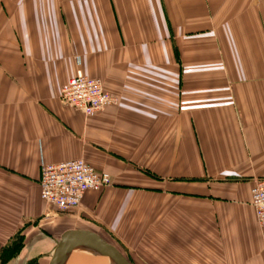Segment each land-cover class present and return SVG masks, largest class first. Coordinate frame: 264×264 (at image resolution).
I'll return each instance as SVG.
<instances>
[{
  "label": "crops",
  "instance_id": "obj_1",
  "mask_svg": "<svg viewBox=\"0 0 264 264\" xmlns=\"http://www.w3.org/2000/svg\"><path fill=\"white\" fill-rule=\"evenodd\" d=\"M78 73L119 103L64 104ZM79 158L113 184L60 212L41 164ZM258 180L264 0H0V259L22 240L0 264H48V229L106 233L133 264H264Z\"/></svg>",
  "mask_w": 264,
  "mask_h": 264
},
{
  "label": "built area",
  "instance_id": "obj_2",
  "mask_svg": "<svg viewBox=\"0 0 264 264\" xmlns=\"http://www.w3.org/2000/svg\"><path fill=\"white\" fill-rule=\"evenodd\" d=\"M61 100L87 116L119 103L118 97L105 89L102 80L83 73H78L63 86ZM39 183L42 199L60 212L68 213L81 207L86 193L112 186L113 179L109 173L79 158L60 163L42 162ZM252 205L259 225L264 227L263 180L256 181L252 187Z\"/></svg>",
  "mask_w": 264,
  "mask_h": 264
},
{
  "label": "water",
  "instance_id": "obj_3",
  "mask_svg": "<svg viewBox=\"0 0 264 264\" xmlns=\"http://www.w3.org/2000/svg\"><path fill=\"white\" fill-rule=\"evenodd\" d=\"M74 253L108 257L111 264H133L117 245L90 229L65 231L57 243L48 264H66Z\"/></svg>",
  "mask_w": 264,
  "mask_h": 264
},
{
  "label": "rangeland",
  "instance_id": "obj_4",
  "mask_svg": "<svg viewBox=\"0 0 264 264\" xmlns=\"http://www.w3.org/2000/svg\"><path fill=\"white\" fill-rule=\"evenodd\" d=\"M47 232V238H51V240H53L55 243L60 239V233H61V230H58V231H54V232H52V230L50 229H48V230H46ZM104 233V232H103ZM104 235L106 236V239L108 240V241H110V242H112V243H114L115 245H117L118 247H120V245L118 244V243H116L115 242V240L110 236V235H108V234H106V233H104ZM18 241H22V240H20V239H17V240H15L14 242H12L11 244H9V245H7V246H5V247H3L4 248V250L2 249V256H1V259H0V262H6L7 260H9L10 259V257H12L14 254L16 255V253L19 251L20 252V247L22 246V243H18ZM79 254H82V255H84V256H86V254L87 253H79ZM81 259V261L80 262H82L83 264L85 263V264H87V263H89L90 261L91 262H93V261H96L95 259H96V257L94 258V257H82V258H80ZM31 264H39L38 263V261L36 262V261H33V262H31ZM74 264V263H73Z\"/></svg>",
  "mask_w": 264,
  "mask_h": 264
},
{
  "label": "bare ground",
  "instance_id": "obj_5",
  "mask_svg": "<svg viewBox=\"0 0 264 264\" xmlns=\"http://www.w3.org/2000/svg\"><path fill=\"white\" fill-rule=\"evenodd\" d=\"M81 254L79 253H74L67 261H66V264H73L74 261L77 260V258L80 256ZM99 256V255H98ZM92 258V257H91ZM95 258V257H94ZM96 261H93V262H89L87 264H111L110 260L108 259V257H104V256H101V257H98L95 259ZM76 264H81L79 262H76ZM83 264V263H82ZM85 264V263H84Z\"/></svg>",
  "mask_w": 264,
  "mask_h": 264
}]
</instances>
